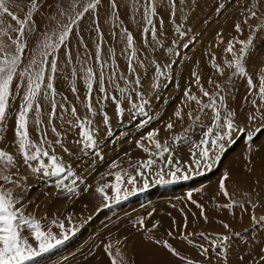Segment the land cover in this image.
Segmentation results:
<instances>
[{
	"label": "rangeland",
	"instance_id": "374dc122",
	"mask_svg": "<svg viewBox=\"0 0 264 264\" xmlns=\"http://www.w3.org/2000/svg\"><path fill=\"white\" fill-rule=\"evenodd\" d=\"M88 2L37 0L29 21L35 31L29 34L25 25L27 46L18 70L27 68L33 52L40 59L45 33L59 31ZM8 7L23 20L31 0H8ZM14 27L11 17L0 15V42L10 44ZM72 28L66 47L48 57L57 61L55 95H39V114L33 109L27 117L30 142L48 155L26 162L19 151L15 126L24 80L14 78L0 125V151L13 157L11 165L0 161V192H10L14 208L55 238L41 252L32 231L22 227V239L36 252L23 264H264V0H171V6L169 0H100ZM250 36L240 75L229 65L240 55L239 42ZM44 67L47 77L49 65ZM210 98L216 106L202 107ZM228 112L236 130L214 147L216 134L228 131L215 125ZM81 128L92 135L90 145ZM153 131L160 149L148 139ZM204 150L207 157L200 155ZM53 156L64 168L56 175ZM181 214L185 219L177 221ZM226 214L242 215L235 223ZM231 222H238L235 229Z\"/></svg>",
	"mask_w": 264,
	"mask_h": 264
},
{
	"label": "snow or ice",
	"instance_id": "6c2138e0",
	"mask_svg": "<svg viewBox=\"0 0 264 264\" xmlns=\"http://www.w3.org/2000/svg\"><path fill=\"white\" fill-rule=\"evenodd\" d=\"M100 3V0H90L85 6H83V10L76 14V17L72 19L67 25L60 26L59 31L54 30L51 35L45 33L44 40L42 41L38 55L40 59L36 58L37 53L33 52V57L29 62V65L25 70H18L22 61V54L25 51L27 46L26 44V36H25V25L28 24V33L35 31L34 23H29L32 19V10H38L37 0H31V9L29 10L27 16L22 20L19 19L16 15L13 14L12 11L9 10L8 0H0V15H7L11 17L13 21L19 27H14L11 30L17 35L15 37H9L10 44L7 42H0V125L4 123L7 117V108L9 104V99L11 96V89L13 87L14 78H18L25 81V94L23 96V103L21 104V109L17 114L16 118V126H15V136L17 138V143L19 147L20 153L23 155L24 160L33 161L37 160L41 155L47 156L48 153L42 151L35 144L30 142L29 132H28V113L31 110H35L37 115L40 111V106L38 103H35L37 97L41 94L44 95L45 99H48L50 95H55V89L53 85L54 75L57 69V61L55 57H52L49 60V56L53 51H58L62 45L66 47L65 42L67 41L69 34L72 32V26L75 25L80 18L83 17L84 13L89 12L90 10H95L97 5ZM169 4L171 6V0H169ZM75 6L73 5V8ZM113 7L115 5L113 4ZM152 15H155V9H149ZM63 11H61V15H63ZM255 15V13H253ZM54 19V17H51ZM147 23L151 24V18L146 14ZM148 31V29H145ZM237 31H239V25H237ZM3 35L7 36L8 33L4 32ZM133 38L131 35L127 36L128 47H132ZM242 44L239 52L240 55L233 59L229 66L235 68L236 73L240 75L245 74V69L242 61L246 58V50L252 45L253 38L250 36L247 41L239 42ZM10 48H14V51H9ZM228 51H232V45L229 44ZM97 60L99 61V48L97 51ZM45 64L49 65V74L45 77ZM131 70V64L129 65ZM219 70V69H218ZM87 88L89 90V94L92 90L91 77L92 72L89 69L87 71ZM249 87H252V80H248ZM103 79L101 78V91H103ZM17 94L20 91V85L16 84ZM219 87V86H217ZM203 91V90H201ZM123 92V89H121ZM205 96H208L207 92L203 93ZM187 96L188 94L185 93ZM259 95L261 100H264V78H262L259 82ZM190 99L196 100L195 97H189ZM147 103V101H144ZM196 103L199 104L200 101L196 100ZM255 103V101H253ZM216 101L210 98V103L208 105H204L202 107H215ZM56 104L55 101H52V109L53 112L50 115H54ZM142 110V109H141ZM89 111L92 109L89 107ZM119 111V108H117ZM72 114L75 115V109H72ZM179 116V112L176 113ZM233 113L228 112L227 117L224 120L223 124H217L216 127L226 128L228 131L223 133L221 136L219 133L216 134V138L211 141V144L215 147L217 146V141L227 137L229 132L235 131L233 122H232ZM249 119H255L254 116H250ZM215 120H220V113L217 112L215 115ZM37 127L40 124L39 119L35 121ZM88 124H91V121H87ZM169 129L172 128V125H167ZM55 131V129H53ZM212 129L209 128L208 132L204 135L208 136L211 133ZM81 136L83 139L90 145L92 143V135L89 131L81 128ZM157 135V132L153 131L148 134V139L152 141L157 147V149L161 148V145L153 139ZM45 141L41 140L40 143L43 144ZM203 144H207L208 140H203ZM28 149H35L33 152H28ZM163 151H168L167 147L163 148ZM200 155L202 157H207L208 152L206 150L201 151ZM52 161V175L59 174L64 171V168L57 163L56 158L53 156L50 158ZM0 161L6 162L8 165L13 163V157L8 155L4 151H0ZM151 161H149V164ZM199 164V161H196ZM179 170V169H177ZM36 171V169H33ZM174 175V174H173ZM5 179H8L5 177ZM163 180V176L160 178ZM226 179V176H225ZM117 180H119V176H117ZM129 183H133V181L129 180ZM220 190L224 192V182L223 179L220 182ZM71 191V190H70ZM97 191H102L101 189H97ZM117 193L120 192L119 188H115ZM190 195V194H189ZM225 195L227 193L225 192ZM119 198V197H117ZM17 203L16 200L13 199L12 194L10 192H0V264H23V262L36 255V252L29 245V243L22 239L21 228L27 227L32 231L34 235V239L38 242L39 251L43 252L46 249L52 247L50 241L55 239L51 233H45L41 231V226L39 222L34 220H27L25 217L19 213L17 209L14 208V205ZM227 228V225H225ZM222 240H227V237L222 238ZM60 241H56L59 243ZM164 247L168 249V251L172 252L173 255H178L166 242L164 243ZM108 251V248L105 249ZM207 250L205 249V252ZM264 259V257H262ZM112 264H118V261L113 259ZM191 264V262H189Z\"/></svg>",
	"mask_w": 264,
	"mask_h": 264
},
{
	"label": "bare ground",
	"instance_id": "6f19581e",
	"mask_svg": "<svg viewBox=\"0 0 264 264\" xmlns=\"http://www.w3.org/2000/svg\"><path fill=\"white\" fill-rule=\"evenodd\" d=\"M257 151H258V150H257ZM261 155H262V154H261ZM258 156H259V155H258ZM240 157H241V156H240ZM247 157H248V156H247ZM261 157H262V156H261ZM261 157H260V158H261ZM262 160H263V159H262ZM243 161H245V160H243ZM243 161H242V162H243ZM247 162H248V161H247ZM243 163H244V162H243ZM248 163H250V162H248ZM258 163H259V162H258ZM252 165H253V164H252ZM231 167H233V165H231ZM239 170H240V169H239ZM233 171H234V170H233ZM209 195H210V194H209ZM215 204H216V203H215ZM181 205H182V204H181ZM181 205H180V206H181ZM168 207H170V206H168ZM208 207H209V206H208ZM166 208H167V206H166ZM178 208H179V206H178ZM171 209H172V208H171ZM175 209H176V208H175ZM175 209H172V211L169 210L170 213H172L173 216H174V217H171L172 219H174V218L176 217V212H177V211H176ZM180 209H181V208H180ZM222 209H223V208H222ZM158 210H159V209H158ZM166 210H167V209H166ZM187 210H188V208H187ZM216 211H217V210H216ZM209 212H210V211H209ZM214 212H215V211H214ZM189 213H190V212H189ZM206 213H207V212H206ZM210 213H211V212H210ZM217 213H220V212H217ZM211 214H212V213H211ZM170 215H171V214H170ZM213 215H214V214H213ZM213 215H212V217H213ZM219 215H221V214H219ZM226 215L229 217V219H228V218H226V216L224 215V217L226 218V220H231L232 222H235V221H237V220L240 219V218L237 219L236 217L241 216L242 214H226ZM192 216H193V215H192ZM208 218H209V217H208ZM213 218H215V217H213ZM213 218H212V219H211V218L209 219L210 221H209V224H208V225H210L211 228H212V226L214 225V222H213L214 220H213ZM184 219H185V218H184V215L181 214L177 221H183ZM202 219H203V218H202ZM219 219H220V218H219ZM199 220H200V219H199ZM212 220H213V221H212ZM217 220H218V217H217ZM217 220H216V221H217ZM222 220H223V219L221 218V221H222ZM172 221H173V220H172ZM204 221H205V219H204ZM216 221H215V222H216ZM197 222H198V221H197ZM201 222H202V221H201ZM205 222H206V221H205ZM207 222H208V221H207ZM228 222H229V221H228ZM232 222L230 223V227H233L232 229H235V228L237 227V225H238V222H237V224H234V223H232ZM202 223H203V222H202ZM235 223H236V222H235ZM171 224H172V223H171ZM195 224H197V223H195ZM204 224H205V223H204ZM217 224H218V223H217ZM206 225H207V223H206ZM215 225H216V224H215ZM215 225H214L213 227H215ZM197 226H198V224H197ZM197 226H196V227H197ZM196 227H195V228H196ZM201 227H202V226L199 225V228H198V229L201 230ZM210 227H209V229H210ZM207 228H208V227H207ZM198 229H197V230H198ZM213 229H214V228H213ZM194 230H195V229H194ZM199 230H198V231H199ZM195 231H196V230H195ZM169 256H170V255H169ZM251 259H252V258H251ZM247 260H248V259H247ZM175 261L178 262V259L176 258ZM244 261H246V260H244ZM199 264H204V263H199ZM209 264H212V263H209ZM214 264H216V263H214ZM224 264H226V263H224Z\"/></svg>",
	"mask_w": 264,
	"mask_h": 264
}]
</instances>
